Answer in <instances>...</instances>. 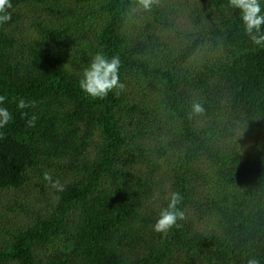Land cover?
Segmentation results:
<instances>
[{"label":"trees","instance_id":"trees-1","mask_svg":"<svg viewBox=\"0 0 264 264\" xmlns=\"http://www.w3.org/2000/svg\"><path fill=\"white\" fill-rule=\"evenodd\" d=\"M11 3L0 264H264V49L229 0ZM97 53L121 61L102 100L79 89ZM173 192L183 218L154 231Z\"/></svg>","mask_w":264,"mask_h":264},{"label":"clouds","instance_id":"clouds-1","mask_svg":"<svg viewBox=\"0 0 264 264\" xmlns=\"http://www.w3.org/2000/svg\"><path fill=\"white\" fill-rule=\"evenodd\" d=\"M137 4L145 11L151 10L152 0H137ZM229 6L238 10L239 18L243 30L251 44L257 48L264 49V0H229ZM12 8L11 0H0V25L8 23L12 18L9 11ZM121 61L119 56H106L103 53L94 55L90 63L83 69L79 78V89L90 98L104 99L110 92H116L123 88L120 82ZM8 97L0 95V128L5 127L14 120L13 112L5 107ZM16 109L22 115L27 116L23 110L32 106L30 101L20 97L16 101ZM203 109L198 103L193 104V111L201 112ZM37 117L31 116L26 121L27 127H35ZM46 180L52 178L45 175ZM52 187L62 190L63 186L59 181H54ZM182 197L179 193H171L168 206L162 208L153 224V230L157 232H167L177 225V221L183 218V212L177 207ZM245 264H261L259 258L248 257Z\"/></svg>","mask_w":264,"mask_h":264}]
</instances>
